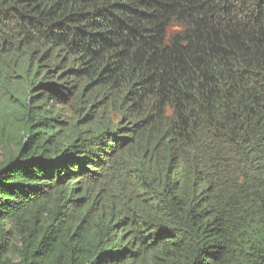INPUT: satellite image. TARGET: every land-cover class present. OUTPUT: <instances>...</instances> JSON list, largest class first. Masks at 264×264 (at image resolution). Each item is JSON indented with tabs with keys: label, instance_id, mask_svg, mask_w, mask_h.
<instances>
[{
	"label": "trees",
	"instance_id": "16d2710c",
	"mask_svg": "<svg viewBox=\"0 0 264 264\" xmlns=\"http://www.w3.org/2000/svg\"><path fill=\"white\" fill-rule=\"evenodd\" d=\"M0 264H264V0H0Z\"/></svg>",
	"mask_w": 264,
	"mask_h": 264
},
{
	"label": "rangeland",
	"instance_id": "374dc122",
	"mask_svg": "<svg viewBox=\"0 0 264 264\" xmlns=\"http://www.w3.org/2000/svg\"><path fill=\"white\" fill-rule=\"evenodd\" d=\"M175 30H176L175 28H172V29H171V32H175ZM13 240H14V237H11V242H12Z\"/></svg>",
	"mask_w": 264,
	"mask_h": 264
}]
</instances>
